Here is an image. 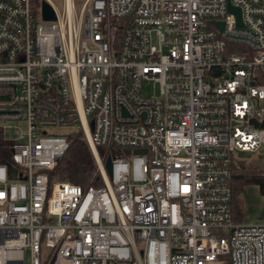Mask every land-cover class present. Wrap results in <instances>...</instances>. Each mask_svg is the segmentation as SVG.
I'll return each mask as SVG.
<instances>
[{
	"label": "built area",
	"instance_id": "built-area-1",
	"mask_svg": "<svg viewBox=\"0 0 264 264\" xmlns=\"http://www.w3.org/2000/svg\"><path fill=\"white\" fill-rule=\"evenodd\" d=\"M69 5L0 0V264H264L229 208L234 154L264 156V0ZM74 130L98 187L48 181Z\"/></svg>",
	"mask_w": 264,
	"mask_h": 264
},
{
	"label": "trees",
	"instance_id": "trees-1",
	"mask_svg": "<svg viewBox=\"0 0 264 264\" xmlns=\"http://www.w3.org/2000/svg\"><path fill=\"white\" fill-rule=\"evenodd\" d=\"M7 147L8 143L3 140L0 131V156L1 152L7 150ZM96 150L99 156H102L103 150L101 148ZM0 162L2 161L0 160ZM97 177L95 163L82 132L80 130L72 131L68 135L67 150L58 159L53 170L48 173L49 183L67 182L86 189L88 186H100V180ZM248 185L257 186L259 192L264 196V170L251 171L242 167L238 171L231 170L229 208L235 223L240 219L241 214L235 195Z\"/></svg>",
	"mask_w": 264,
	"mask_h": 264
},
{
	"label": "rangeland",
	"instance_id": "rangeland-1",
	"mask_svg": "<svg viewBox=\"0 0 264 264\" xmlns=\"http://www.w3.org/2000/svg\"><path fill=\"white\" fill-rule=\"evenodd\" d=\"M57 9H60L61 3L55 2ZM56 133H63L66 131L55 130ZM235 160L238 163L234 171L244 168L246 170H264V156L251 155L248 153H235ZM240 209L242 212V224H251L258 219H261L264 214L263 210V196L259 192L258 187L254 185L245 186L240 192L239 196Z\"/></svg>",
	"mask_w": 264,
	"mask_h": 264
},
{
	"label": "water",
	"instance_id": "water-1",
	"mask_svg": "<svg viewBox=\"0 0 264 264\" xmlns=\"http://www.w3.org/2000/svg\"><path fill=\"white\" fill-rule=\"evenodd\" d=\"M228 11L231 12L232 14H234L235 18H236V24L238 27H242L241 23H240V13H239V10L238 9H235V8H232L228 5ZM41 15H42V19L43 21H53L54 20V17H53V14L51 12V10L49 9V7L42 3L41 4ZM138 151H134V153L136 154ZM109 164H110V159L107 158L105 160V163H104V167L105 169L108 171L109 169Z\"/></svg>",
	"mask_w": 264,
	"mask_h": 264
},
{
	"label": "crops",
	"instance_id": "crops-1",
	"mask_svg": "<svg viewBox=\"0 0 264 264\" xmlns=\"http://www.w3.org/2000/svg\"><path fill=\"white\" fill-rule=\"evenodd\" d=\"M241 191H242V190H241ZM241 191H240V192H241ZM240 192L236 193V195H235L236 200H237L239 206H240V203H239L238 196H239ZM263 210H264V205H263ZM236 223H240V224H242V212H241V214H240V219H239ZM262 223H264V214H263V217H262L261 219H258V220H256L255 222H253V223H251V224H249V225H260V224H262ZM244 225H246V224H244ZM247 225H248V224H247Z\"/></svg>",
	"mask_w": 264,
	"mask_h": 264
},
{
	"label": "bare ground",
	"instance_id": "bare-ground-1",
	"mask_svg": "<svg viewBox=\"0 0 264 264\" xmlns=\"http://www.w3.org/2000/svg\"><path fill=\"white\" fill-rule=\"evenodd\" d=\"M67 9H68V11L70 10V5H69V0H67Z\"/></svg>",
	"mask_w": 264,
	"mask_h": 264
}]
</instances>
